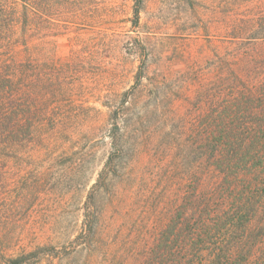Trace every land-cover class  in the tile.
<instances>
[{
    "label": "trees",
    "instance_id": "trees-1",
    "mask_svg": "<svg viewBox=\"0 0 264 264\" xmlns=\"http://www.w3.org/2000/svg\"><path fill=\"white\" fill-rule=\"evenodd\" d=\"M89 1L0 0V264L41 263L45 246L37 242L39 235L30 238V224L24 219L36 203L50 206L53 196L58 198L57 187L64 186L60 179L75 181L79 167L71 145L78 141L76 128L69 124V111L61 112L53 104L58 89L71 87V78L65 65L54 61L61 60L57 42L47 39L86 21L89 17L76 10ZM143 2L136 0L134 5L136 26ZM244 3L218 0L219 12L214 10L231 15ZM251 3L260 8L259 15L247 19L252 28L244 30V24L235 23L237 30L229 38L235 45L243 40L252 45L233 61L248 60L244 67L253 77L241 79L237 72L219 77L216 87L200 92L204 94L200 112L189 127L184 122L186 130L178 127L177 142L171 132L165 133L162 155L174 149L173 139L179 143L173 158L184 159L186 166L167 156L171 171L152 183L153 189L163 188L160 199L168 197L173 178L182 176L171 204L165 206L166 216H156L147 236L130 244L111 239V224L104 222L102 211L107 264H264V0ZM258 26L257 34L251 33ZM136 88L123 93L126 99L133 100ZM126 99L123 104H130ZM109 118L112 150L83 206L82 234L87 240L95 234L101 218L99 198L118 175V158L124 151L127 124L117 111ZM194 149L198 156L193 169ZM59 162L64 169L56 170ZM135 184L138 190L146 189L143 180ZM25 238L32 244L25 245ZM113 245L118 250L109 251ZM15 247L21 251L14 252Z\"/></svg>",
    "mask_w": 264,
    "mask_h": 264
},
{
    "label": "rangeland",
    "instance_id": "rangeland-1",
    "mask_svg": "<svg viewBox=\"0 0 264 264\" xmlns=\"http://www.w3.org/2000/svg\"><path fill=\"white\" fill-rule=\"evenodd\" d=\"M192 2L195 7L188 0H144L136 26L132 21L136 0H90L76 10L89 17L86 21L80 20L62 30L65 34L47 39L57 42L56 54L61 60L54 61L64 64L71 78V87L58 89L53 104L61 112L69 111V124L79 131L75 129L78 141L71 145L79 168L75 181L69 177L59 180L64 183L57 187L61 203L55 196L50 206L36 203L24 219L30 224V238L39 235L37 242L45 246L39 264H107L102 211L104 222L108 227L111 224V239H126L130 244L147 236L156 216H166L165 206L171 204L182 174L173 178L175 183L165 199H160L163 188L153 189L152 183L171 171L168 157L186 166L184 159L173 158L179 144L173 139L174 149L162 155L167 144L165 133L171 132L177 142L178 127L184 122L189 127L200 112L204 100L200 92L216 87L219 77H232L234 72L241 79L253 77L244 67L248 60L233 61L252 50V45L247 40L235 45L229 37L237 30L235 23L244 24V30L252 28L251 19H247L260 14L259 6L245 0L241 11L227 15L216 13L218 0ZM255 31L259 26L251 33L257 34ZM136 86L133 100L126 99L123 93H132ZM125 99L130 104H123ZM113 111L127 124L121 142L124 151L118 158V175L99 198L101 218L95 234L87 240L82 234L83 206L112 150L108 131ZM191 155L194 169L197 150ZM64 167V163L56 164V170ZM142 180L146 189L138 190L135 183ZM29 240L24 239L25 245L32 244ZM110 250L118 247L113 245ZM13 251L21 250L15 247Z\"/></svg>",
    "mask_w": 264,
    "mask_h": 264
}]
</instances>
